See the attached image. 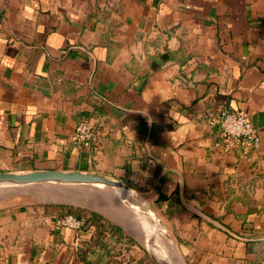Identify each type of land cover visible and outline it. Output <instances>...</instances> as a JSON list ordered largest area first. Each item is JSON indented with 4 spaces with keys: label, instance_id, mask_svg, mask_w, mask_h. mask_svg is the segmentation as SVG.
<instances>
[{
    "label": "crops",
    "instance_id": "0c3cea01",
    "mask_svg": "<svg viewBox=\"0 0 264 264\" xmlns=\"http://www.w3.org/2000/svg\"><path fill=\"white\" fill-rule=\"evenodd\" d=\"M221 109L260 148L223 140ZM35 170L125 181L189 264H264V0H0V172ZM58 218L0 205V264H98L95 228L77 245Z\"/></svg>",
    "mask_w": 264,
    "mask_h": 264
},
{
    "label": "water",
    "instance_id": "95a60500",
    "mask_svg": "<svg viewBox=\"0 0 264 264\" xmlns=\"http://www.w3.org/2000/svg\"><path fill=\"white\" fill-rule=\"evenodd\" d=\"M19 193L33 196V201L39 204L78 205L106 213L111 201L116 199L138 218L147 219L149 225L143 229L141 239L153 263L179 264L161 243V237L174 242L166 222L145 207L139 192L123 180L80 170L0 172V196L4 198Z\"/></svg>",
    "mask_w": 264,
    "mask_h": 264
},
{
    "label": "built area",
    "instance_id": "2783aa9c",
    "mask_svg": "<svg viewBox=\"0 0 264 264\" xmlns=\"http://www.w3.org/2000/svg\"><path fill=\"white\" fill-rule=\"evenodd\" d=\"M220 135L223 140L239 146H249L255 149L261 146V136L258 129L253 125L247 113L238 110L221 109L216 117ZM73 142L77 146H97L98 133L94 126L87 121H80L73 135ZM58 223L64 227L73 229L78 233L84 221L73 215H64L58 218ZM75 242L79 245L80 238L77 234Z\"/></svg>",
    "mask_w": 264,
    "mask_h": 264
},
{
    "label": "trees",
    "instance_id": "16d2710c",
    "mask_svg": "<svg viewBox=\"0 0 264 264\" xmlns=\"http://www.w3.org/2000/svg\"><path fill=\"white\" fill-rule=\"evenodd\" d=\"M43 205L56 209L58 217H62L64 215H73L78 219L83 220L84 225L78 232V236L82 242L85 239L83 237V234L89 231L92 227L95 228L94 234H92V236L90 237L91 242H87V244L90 245L87 249L92 252L98 253V264L120 263V260H118L116 257L117 254L114 251V247L116 248V246L118 245L121 250L125 245H129L127 242H125V237L127 236H125L120 226L107 221L106 218L99 213L93 210H89L85 207L54 203ZM74 209H76L77 211H74ZM128 239L132 240L131 238ZM82 252H85V250Z\"/></svg>",
    "mask_w": 264,
    "mask_h": 264
},
{
    "label": "rangeland",
    "instance_id": "374dc122",
    "mask_svg": "<svg viewBox=\"0 0 264 264\" xmlns=\"http://www.w3.org/2000/svg\"><path fill=\"white\" fill-rule=\"evenodd\" d=\"M10 196L12 197V195H10ZM13 196H14V198H7V197H4L3 199L0 198V205H3L5 203L32 202V200H33V196L26 194V193L25 194L19 193L17 195H13ZM82 204H84V203H82ZM86 205H87V203H86ZM73 206H78V205H73ZM87 209H89V208H87ZM89 210H92V209H89ZM74 211H77V210L74 209ZM95 212H97V211H95ZM102 212H100V213L97 212V213H99L100 215L102 214V216L105 217L107 221H109L115 225L120 226L122 228V231L124 232L125 236H127V237H125V242H127L129 245H125L121 250H120V247L118 245H117L118 247L117 246H116V248L114 247V251L117 254L116 255L117 259H119L120 256L122 254H124V250L129 252V250H131L132 248L139 247L149 257L148 259H150L152 261L148 252L142 246V239L141 238H142V234H143V229L144 228L146 229V227H145V225H143L142 222H139L138 220H136L135 222L133 221L135 219H138V216L136 214H134L132 211H130L127 207L122 206L119 203V201L116 199H113L111 201L110 210L108 213H106V212L102 213ZM129 216H131V219L127 218ZM170 232H171V230H170ZM171 235H172V238L174 241L173 247L176 250V252L173 254L174 258L176 259V261H178L180 259V262H182V264H189V262L187 261L185 255L183 253V250H184L183 246L180 245L178 243V241L173 237L172 232H171ZM128 238H131L133 241L129 240ZM105 241H108V240H105Z\"/></svg>",
    "mask_w": 264,
    "mask_h": 264
},
{
    "label": "bare ground",
    "instance_id": "6f19581e",
    "mask_svg": "<svg viewBox=\"0 0 264 264\" xmlns=\"http://www.w3.org/2000/svg\"><path fill=\"white\" fill-rule=\"evenodd\" d=\"M128 219H131V216L127 217ZM138 220L139 222H142L143 225H145V227L147 228V226L149 225V223L147 222V219H144V218H138V219H135L133 220L134 222ZM130 223V222H129ZM161 243L162 245L173 255L176 250L175 248L173 247L174 245V242L172 241H169L168 239H166L165 237H161ZM178 263L179 264H182V262H180V259L178 260Z\"/></svg>",
    "mask_w": 264,
    "mask_h": 264
}]
</instances>
